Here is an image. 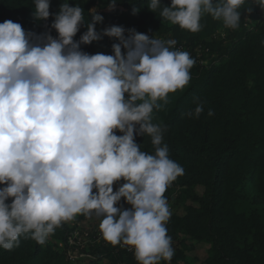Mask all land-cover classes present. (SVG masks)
Here are the masks:
<instances>
[{"label":"clouds","instance_id":"9594fccd","mask_svg":"<svg viewBox=\"0 0 264 264\" xmlns=\"http://www.w3.org/2000/svg\"><path fill=\"white\" fill-rule=\"evenodd\" d=\"M116 3L109 0L108 10ZM245 3L150 0L148 9L195 33L206 15L237 30ZM33 4L37 21L53 17L55 37L0 23V248L18 247L21 237L43 245L63 223L94 215L101 238L132 251L137 264H170L164 194L184 169L170 158L166 128L153 123V112L188 85L195 60L175 39L116 25L97 31L103 16L95 8L86 22L69 0L54 14L50 0ZM254 4L264 10V0ZM81 26L86 31L74 39ZM105 36L116 41L112 54L82 50ZM193 103L186 115L199 118L203 102ZM137 135L150 137L154 151L141 150Z\"/></svg>","mask_w":264,"mask_h":264},{"label":"trees","instance_id":"16d2710c","mask_svg":"<svg viewBox=\"0 0 264 264\" xmlns=\"http://www.w3.org/2000/svg\"><path fill=\"white\" fill-rule=\"evenodd\" d=\"M62 2L50 0V12H58ZM149 2L117 0L114 10H108L109 0H69L70 6L79 4L84 9L86 22L91 20L89 9L103 16L97 31L116 25L150 37L175 39L176 47L195 60L188 85L169 94L168 103L153 112V123L166 128L163 143L170 158L184 169L164 195L168 204L176 194L192 203L184 213H174L172 208L166 227L176 252L170 263L195 264L185 249L176 247L191 242L209 245L204 264H264V25L255 29L248 25L249 20L259 19L258 7L246 0L239 28L222 38L216 33L223 24L211 16H204L200 31L192 33L150 11ZM161 4L169 5L170 0ZM249 7L251 12L246 10ZM33 12V0H0V23L12 20L26 31H48L55 37L50 28L53 17L37 21ZM84 31L81 26L74 39ZM115 42L105 36L81 48L89 54H112ZM194 97L203 102L199 118L186 115L196 106ZM209 110L213 115H208ZM135 139L141 150L154 151L147 135ZM198 188L203 189L201 194ZM86 218L78 215L77 221ZM71 232L65 222L52 234L64 242V248L50 237L43 245L21 237L18 247L0 248V264H73L69 255L78 250L90 258L77 264H137L132 253L104 240L92 242L88 250L72 246Z\"/></svg>","mask_w":264,"mask_h":264},{"label":"rangeland","instance_id":"374dc122","mask_svg":"<svg viewBox=\"0 0 264 264\" xmlns=\"http://www.w3.org/2000/svg\"><path fill=\"white\" fill-rule=\"evenodd\" d=\"M252 2L254 3V0H252ZM256 6L258 7L259 19L249 20L248 25L250 29H255L260 24L264 25V10H261V8L258 5ZM229 31L230 29L225 28L223 26L217 31L216 36L227 38ZM116 187H118V185L114 186V191L116 190ZM197 192L201 194L203 192V189L198 188ZM191 204L192 203L190 201H186L184 196L181 194H176L171 200V202H169V205L173 208L174 213H184L185 206L187 207ZM121 205L124 208L129 207V205L124 203L123 199L121 201ZM77 219L78 216L74 220L67 222L69 229L72 231L70 233V242L72 245H74L75 243L81 245L84 248L83 250H88L89 246H91L92 244V240L94 237L98 236V238L102 239L98 227L100 220L96 218L94 215L91 217L87 216L86 220L82 222H78ZM49 237L51 238L50 241L55 243L58 246V248H64L65 244L63 241L55 239L53 235ZM99 242L100 240L97 241V243ZM176 247L179 248V250L185 249L186 255L189 256L191 259H193V262L195 264H204V261L208 257L209 245L204 243L195 244V243L187 242L185 243V245L178 244L176 245ZM77 253L81 254L85 252H81L78 250ZM77 262L73 264H77ZM161 264H164V261H162ZM165 264H168V262H165Z\"/></svg>","mask_w":264,"mask_h":264},{"label":"built area","instance_id":"2783aa9c","mask_svg":"<svg viewBox=\"0 0 264 264\" xmlns=\"http://www.w3.org/2000/svg\"><path fill=\"white\" fill-rule=\"evenodd\" d=\"M176 47V46H175ZM177 48V47H176ZM177 49H179V50H181V48H177ZM169 207H170V211H172V207L169 205ZM98 240H100V242L101 241H103L102 239H100V238H98V236L97 237H94L93 238V240H92V242L93 243H97V241ZM99 242V243H100ZM69 243H70V245H72L71 244V242H70V237H69ZM75 245H78L77 243H75L74 245H72V246H75ZM124 250H126V251H128L129 253H132V251H129L128 249H126V248H123ZM133 254V253H132ZM70 260H71V262H73V263H75V262H77L79 259H89L90 258V256L89 255H87V254H84V253H82V254H80V255H78L77 253H70ZM134 256V255H133ZM136 261V260H135ZM137 262V261H136Z\"/></svg>","mask_w":264,"mask_h":264}]
</instances>
